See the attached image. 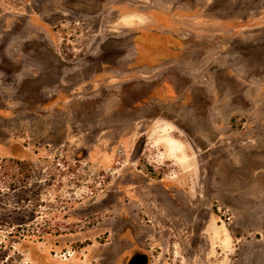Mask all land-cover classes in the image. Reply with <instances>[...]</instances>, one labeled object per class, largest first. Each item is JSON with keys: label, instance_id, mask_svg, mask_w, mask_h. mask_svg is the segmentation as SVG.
<instances>
[{"label": "rangeland", "instance_id": "1", "mask_svg": "<svg viewBox=\"0 0 264 264\" xmlns=\"http://www.w3.org/2000/svg\"><path fill=\"white\" fill-rule=\"evenodd\" d=\"M135 255L264 264V0H0V264Z\"/></svg>", "mask_w": 264, "mask_h": 264}, {"label": "flooded vegetation", "instance_id": "2", "mask_svg": "<svg viewBox=\"0 0 264 264\" xmlns=\"http://www.w3.org/2000/svg\"><path fill=\"white\" fill-rule=\"evenodd\" d=\"M146 258L143 255H135L130 259L129 264H145Z\"/></svg>", "mask_w": 264, "mask_h": 264}, {"label": "trees", "instance_id": "3", "mask_svg": "<svg viewBox=\"0 0 264 264\" xmlns=\"http://www.w3.org/2000/svg\"><path fill=\"white\" fill-rule=\"evenodd\" d=\"M18 163H20V164H24L25 162H20V161H18Z\"/></svg>", "mask_w": 264, "mask_h": 264}]
</instances>
